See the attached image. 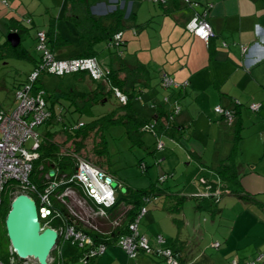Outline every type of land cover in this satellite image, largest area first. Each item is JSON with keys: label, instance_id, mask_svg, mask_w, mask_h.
Wrapping results in <instances>:
<instances>
[{"label": "trees", "instance_id": "1", "mask_svg": "<svg viewBox=\"0 0 264 264\" xmlns=\"http://www.w3.org/2000/svg\"><path fill=\"white\" fill-rule=\"evenodd\" d=\"M153 1L157 5L161 6V8H163L162 10L165 12L169 11V8H167L166 5L168 0ZM179 1L184 3L186 7H188L193 13L192 17L185 24V29L193 35L199 37L195 32L188 28V23L195 16H200V18H204L209 22V16L213 8V3H202L194 0ZM0 3L5 7L12 8V3L10 0H0ZM65 3V9L63 8V5L61 6V10H63L62 13H60L61 15L51 16L46 28L37 29L36 47L38 49V33L40 31H45V41L47 48H49L50 51H53L56 57L64 58L61 56V53H59L58 50L62 47L65 48L69 45H72L73 41L60 31L58 25L62 22L61 20L71 22L77 30L78 43L85 41L86 46L78 49V52L75 55L69 56L67 58L94 57L97 59L99 66L105 72L103 77L100 79H94L86 70L75 72L77 79L90 78L91 81L96 83L95 88L89 91H80L71 88L68 91L53 94H49L44 89L42 77L45 74L52 73H49L46 68H41V52L39 59H34L31 56L29 50L23 45V39L30 29V27H28L25 23H34L33 18L30 16H10L8 23L10 32H18L20 34L21 41L17 46H13L7 38L6 41L0 45V58L14 56L18 59L29 60L35 63V69L28 75L26 82L20 83L16 87V90L19 86L22 87L23 85L32 83L33 92H44L48 109L51 111V116L42 124L46 126V130L42 137H40L39 134L40 144L37 148V151L40 155L34 161V168L31 175V181L37 185L38 188L35 191L26 189L22 190L28 192V194H30L36 200L38 209L40 211L41 204H43L40 194L45 192V189L48 188L51 183L56 182V184H58L48 194L51 208L47 217H42V215H40V221L42 225L52 226L62 232L68 224L75 223L78 229H83L86 233L92 236L95 244L103 242L109 247L110 245L114 244L118 245L117 241L119 236L129 232V226L131 222L140 216L143 208H146L147 213V205L159 199L162 200L161 206L164 209L167 208L168 211L174 215L173 220L180 230L184 225V220L178 218L175 215H178L183 211L185 202L189 199L195 201L196 207L199 210L207 211L214 215L216 212L215 206H217L215 204L220 202L222 199L220 198L222 196L221 192L223 193V190H226H222V184L217 181L205 180L204 184L207 187L208 194L203 195L182 192L179 193L169 190L164 191V189L161 188L157 182L145 188H135L127 185L124 186V184L119 182V180H117L112 175L118 182V185L115 188L116 198L113 204L106 205L105 203H100L96 199L90 197L80 182L74 179L71 180V176L76 173L80 159H85L93 163L94 165L105 170L108 175H111L108 159L109 150L105 135L107 129H109L111 126H122L124 128L125 134L131 140V143L133 145L139 146L143 145V137L147 132L154 135L157 146L161 141L164 142L163 139L165 137L170 138L172 141H176L178 143L185 137L186 133L193 126L192 123L180 124L175 121L176 116L182 111L181 99L186 94V90L190 84V81L187 79L182 82H178L166 70L161 71L160 74L162 78L161 83L159 84L160 87L165 89L166 93L162 98H158V95H154V97L151 96L150 99H148L150 107L152 110H155V112L147 116L141 113L134 105L136 100H144L143 94L147 89L153 88L154 75L151 68L140 59L136 58L134 61L129 62L125 58L124 51L128 45V38L125 36V31L128 28L127 20L128 18L134 20L137 30L141 31L150 25L152 18L144 23H137L135 14L133 13L128 17L126 8L121 7H117L116 10L109 12L108 14L96 16L92 12L91 2L89 0H65ZM179 3L180 2H178V0L174 1V6L178 7L176 9H180ZM64 32L65 34L69 33L65 29ZM119 33H121V42L117 44L115 39ZM214 37L215 32L208 43L199 37L207 43L210 49L209 57H214L217 51ZM101 43L108 44V49L110 50V60L109 64H105L106 66H103L98 58L101 54V50L98 49V45ZM224 45H226V43H224ZM241 47L243 51V47L247 46L242 45ZM112 49H115L116 51L113 52ZM113 53L116 54L115 58L113 57ZM35 71H39V74L36 79L31 82L30 76ZM107 71L109 72L107 73ZM165 76H168L170 79H172L171 84L166 85L164 83ZM107 87H109V89ZM118 92H120L122 96L126 97V101L121 99V96L118 95ZM99 95H101L100 99ZM113 95L117 98L118 103L103 115H100L88 122L74 118V113L77 111L81 112L82 107L89 101L105 102L110 96ZM63 99L69 101L68 105H64L61 102ZM59 103L61 106L58 107V109L57 106ZM4 107L7 109L5 105ZM239 107H241V104L238 102V106L234 109L228 107L224 108L232 110L234 112V117H236V115L240 113ZM215 112L217 111L215 110ZM217 113L221 114L219 112ZM221 117H224L228 122H230L223 114H221ZM80 122H83V125L79 126ZM55 126H60V128L54 129L53 127ZM236 128L235 142L231 154L222 160V162L217 167H214L213 170L217 173L221 182H229L235 187H239L240 173L236 162V154L239 141L242 139L241 133L243 130V123L240 121ZM90 136L94 138L96 143V146L93 150L96 155V158H93L94 160L91 158V156L85 153L88 147L87 139ZM164 147L165 142L164 146L161 148ZM139 165L144 171L148 170L149 166L146 162L141 160ZM51 171H53L54 174L48 177L47 174ZM167 175L168 173L162 175L159 178V181H165L168 178ZM69 186L75 188L77 192L80 193L81 197L86 202H88L93 207V210L97 211V213L103 210L108 215L109 221L111 222V226L108 227V229H101L99 227L96 229L94 225L87 227L85 226L83 220L70 212L67 203H65V201L59 197V195ZM17 190L21 191V187L16 186L15 183H11L6 187V190L2 195V203L0 205V256L5 264H30L24 262L25 260L20 259L17 254L12 251L11 243L8 238L5 226V218L11 208V202L15 197V194L18 192ZM68 199L70 200V198ZM120 207L127 209L123 212V210H120ZM114 221H118V224L113 226L112 222ZM157 237L158 236L155 238L156 243ZM61 239L62 235L60 237V241ZM180 241V236H177L175 239H173V241H171L169 245L162 243L160 244V247L171 248L180 259L181 257L179 252L181 247L178 244ZM157 245L153 246L156 247ZM83 253V251H80L79 254H81V257ZM52 256L54 259L49 262V264H63L61 263V257L56 254V249L53 251ZM152 256L158 257L159 255L156 254ZM64 257V264H70L69 261L71 258L66 256ZM98 257H90L86 264H97ZM162 258L164 259V257ZM261 260L262 258L259 261ZM257 262L258 261L256 260L254 264ZM36 264L39 263L37 262ZM181 264H183L182 261Z\"/></svg>", "mask_w": 264, "mask_h": 264}, {"label": "rangeland", "instance_id": "2", "mask_svg": "<svg viewBox=\"0 0 264 264\" xmlns=\"http://www.w3.org/2000/svg\"><path fill=\"white\" fill-rule=\"evenodd\" d=\"M10 1L12 3V8L5 7L0 3V45H2L6 41L10 33V28L8 25L9 16H11L12 14L19 17L30 16L33 18L34 23H25L28 27H30V29L23 39V45L29 50L31 56L34 59H39L40 51L36 47L37 29L46 28L50 17L57 16L59 15V13H61V6L63 3V8H66L65 0ZM148 3H150L152 9H154L153 14H155L156 10H158V13L155 14L154 17H152L150 25L146 28L143 34L144 36L142 42L138 41V36L133 35V31L135 30L136 25L127 28L126 36L129 37V35H133V40L128 43L126 50L124 51L125 58L129 62L134 61L140 56L141 59H144V57L142 56L143 53H147V58H150V50H143L141 54L139 53V57L133 54V50H135L136 48H140L141 45L147 47V44L152 42V44H149V47H153L152 55L154 57V59L150 61L151 70L154 75L153 88L147 89L145 91V93L143 94V101L136 100L134 103L135 107L141 113L147 116L155 112V110H152V108L150 107L148 100L152 96V91L154 89H158V98H162L166 93L165 89L160 87L159 85L162 78L161 74H159L161 72L160 69H162L163 66H165L164 68L167 70L172 68V65L177 62L179 56L182 55L185 51L187 52L189 47L187 40L185 38H182V33L185 32L181 30L182 33H178L177 29L175 28V24L177 22L174 16L172 14H165L164 12H162V9H160L157 4L156 6H154L153 3ZM149 18H151V15H149L148 9L146 8L141 10L140 18L136 20L144 23L148 21ZM61 21L62 26H60V28L65 29L69 32L66 33L68 38L73 39V35L78 38L77 30L74 25L68 21ZM127 23L129 25L132 24V19L128 18ZM77 43L78 42H73L71 51L77 49ZM105 48L106 43H101L100 45H98V49L101 50V54L98 58L103 66L109 64L108 55L110 54V50ZM112 50L113 52L116 51L115 49ZM115 56L116 54L113 53L114 58ZM146 60L148 61L149 59ZM34 69L35 63L29 60L18 59L14 56L0 58V98L3 104L6 105L7 109H14L16 107V87L20 83L26 82L28 75ZM42 84L44 89L49 94L65 92L71 88L80 91H89L96 87V83L91 81L90 78L77 79L75 73L73 72L67 73L63 77L53 74H45L42 77ZM107 88L109 89V87ZM210 89H213L211 90V97L208 99L200 98V101L198 103L200 104V106L206 108L209 111L208 116L210 118H208V122H210L212 126L207 124L205 125L204 122L201 121V124L199 123L200 133L197 132V138L207 144L206 158L209 161H204V164H207V166H211L210 168H214L222 162V159L220 160L219 156H223L225 145L228 144V149L229 144L233 143L234 146L236 127L235 125H229L227 123L228 121L224 117L223 118L225 120L221 119V114H218L214 110L217 103H219L223 107H226L227 105L225 103H228L229 100L232 101V99L221 96V93L216 89L215 86L213 88L211 87ZM213 92L217 94H213ZM100 97L101 95H99V99ZM61 102L64 105H68L69 103V101L64 99ZM117 103L118 100L114 95L110 96L109 99L105 102L89 101L82 107L81 112L77 111L74 113V118L83 120L85 122L91 121L94 118L108 112V110L113 108ZM60 106L61 105L59 103L57 108ZM210 112L212 113L210 114ZM216 115L218 117H216ZM253 115L255 114L253 113ZM53 128L58 129L60 128V126H55ZM35 130L40 134V137H42L46 130V126H38L35 128ZM190 132H192V129ZM105 135L109 150L108 159L111 171L110 174L113 175L117 180H119V182L124 184V186L127 185L135 188H145L157 182L160 187L164 189V191H167L170 188L179 193L193 192L191 194H196V192L198 191L191 190H196V188H199V186L201 187L200 181L202 180L204 175L209 177V179H217V173H213L209 167H207L208 171H203L201 169V165L188 160L184 149L181 148L177 150L176 145L178 143L176 141H172L170 138L165 137L163 139V141L165 142V147L158 148L154 135L147 132L143 137L144 143L142 146L133 145L131 143V140L125 134L124 128L119 125L111 126L109 129H107ZM35 142L36 140L34 139V137H30L26 141L25 146L27 148H33ZM87 146V150L85 153L91 156L92 159L96 158V155L93 152L96 143L92 136L87 139ZM173 150H175V152H173ZM237 151H239V146ZM141 160L147 163V165L149 166L148 170L144 171L140 167L139 163ZM236 162H238L239 165L241 164L240 157L239 161H237V155ZM165 173H168V178L165 181L160 182L159 178ZM220 198L222 199L220 200L221 203H219V207L222 210H225L226 213L222 215L218 213L215 216L207 211L193 210V207L187 208L190 205H194L195 201L192 199H189L185 202L186 210L184 208L183 212L175 216L184 220V214L186 213L188 215V219L191 220L193 224H197L199 222L202 223L200 229L193 228V231L190 230V237H188L187 233V221H184V225L180 230V228L175 224L173 220L174 215H172V213L169 212L167 208L164 209L161 206V199L155 202H151L147 205L148 212L142 216L141 222L139 224V231L141 234L147 235L153 245L155 243L156 236L163 235L166 238L167 242V239L169 241H173V239H175L177 236H180V234H185L184 237L187 238V243L190 244L192 248H196L201 245L202 249L208 254V256H213V258H215L216 260H220V262L216 264L226 263V261H224V259L222 258L223 252L228 255V258L230 259L233 256H238L240 258V263H243L242 260L244 258L243 255H240V253L245 255L246 252L244 253V250L248 247L245 249H243L242 247L246 245L248 238L245 239L246 237H243L242 239H239L235 237L236 235H238L237 230L240 228L239 226L236 227V216L239 215L240 217H245L244 214L241 213L243 209H241V204L240 206H237L236 202L238 201V197L235 195H225L224 193ZM110 200L111 199H109V201ZM70 202L74 205V210L78 213L79 217L87 220V222H85L87 227L94 225L101 229H108V227L111 226V222L109 221L108 216L104 218L101 213H97L96 210H93V207L81 197L80 193L71 194ZM227 203L229 204V207H225V204ZM126 209L127 208L120 207V210H123V212L126 211ZM195 211L197 214L196 217L194 216ZM225 229L226 233H224ZM249 229L251 231L253 230L252 228ZM247 234L245 236H247ZM254 239L255 237H252V240ZM215 240H218L222 243L221 248L217 249L211 247V242ZM241 240H243L244 242H241ZM226 241L230 242L233 251L228 248ZM63 243L65 253L64 255L71 258L69 263L83 264L80 258L81 254H79L80 251H83V248L78 246L77 244H74L72 240L65 239ZM232 246L240 248L235 249ZM257 255H259V253L252 256L250 254H246V256L249 257L245 258V261L249 263L252 260H257ZM103 256H111L113 261H109L106 259L100 264H165L164 262H159V259L156 256H151L144 252H140L138 257L131 259L125 252V250L116 244L110 245L105 254L101 257H98L97 260L102 258ZM139 257H142V261L145 260L144 257H146L150 262L143 263L141 261L142 263H140ZM202 261L204 262V260ZM26 262L30 264H36V260L34 258H28ZM263 263L264 260L257 262V264Z\"/></svg>", "mask_w": 264, "mask_h": 264}, {"label": "crops", "instance_id": "3", "mask_svg": "<svg viewBox=\"0 0 264 264\" xmlns=\"http://www.w3.org/2000/svg\"><path fill=\"white\" fill-rule=\"evenodd\" d=\"M89 1L91 2L92 12L96 16L108 14L109 12L116 10L117 7L126 8L128 17L129 15H132L134 13L136 19L140 18L141 10L146 8L148 9L151 18L158 13V10H156L155 14H153L154 9H152V6L150 5V3H148L151 2L154 6H156V3L153 0ZM174 1L175 0H168L166 5L167 8H169V11L165 12L164 10H162V12H164L165 14L170 13L174 16L177 22L175 24V28L177 29L178 33H180L181 30L185 32H181L182 38H185L187 40L189 47L187 52L185 51L182 55L179 56L177 62L172 65V68L167 70L164 68L165 66H163L160 71H168L178 82H182L187 79L190 81V84L186 90V94L181 99L183 109L176 116L175 121L180 124L192 123L193 126L191 128L192 132H190V129L186 133L185 137L180 142H178L177 145H175L177 146V150L181 148L184 149L188 160H190L191 162H195L198 165H201V169L203 171H208L207 167L210 168L211 166H207V164H204V161H209L206 158L207 144L197 138V132L200 133L199 123L201 124V121L204 122L205 125L207 124L212 126V124L208 122V118H210L208 116L209 111L206 108L200 106L198 102L200 101V98H210L212 93L211 90H213L210 88H213L215 86L216 89L221 93V96L232 99V101L229 100L228 103H225L227 105L226 107L234 109L238 106V102L241 104V107H239L240 113L236 115V117H234V120L232 122H227L231 126L235 125V127H237L240 121L241 123H243V130L241 133L242 139L239 141V151H237L236 154L237 161H239V157L241 161L240 165L237 162V166L240 173L239 187H235L229 182H221L218 175H216L217 179H209V177L204 175V177L200 181L201 187L199 186V188H196V190L194 189L191 191H198L196 192V194H205L207 192V187L204 184L205 180H210L219 182L220 184H222L221 189L227 190H223V193L221 192L222 195L225 193V195H235L238 197V201L236 202V204L237 206H240L241 204V209H243L241 213L244 214L245 217H240L239 215L236 216V227L239 226L240 228L237 230L238 235H236L235 237L239 239H242L243 237H246L245 239L248 238L246 245L242 247L243 249L247 247L248 248L244 250V253L246 252L245 255L240 253V255H243L244 258L242 260L243 263H240V258L238 256H233L230 259L228 258L229 256L223 252L222 258L224 259V261H226V263L224 264H231L233 260H237L239 264H252L251 262L254 260L250 261L249 263L245 261V258L249 257L246 256V254H250L252 256L258 253L259 255H257V257L262 256L261 261H263L264 0H194L202 3H213V8L209 16V22L212 26L213 31L215 32L214 38L217 51L214 57H209L210 49L204 40L193 35L185 29V24L193 15L192 11L179 0L178 2H180V9H176L178 7L174 6ZM158 7L160 9H163L159 5ZM62 11L63 10H61V13ZM59 15L61 14L59 13ZM11 16L16 15L12 14ZM132 22L133 23L130 25L127 23V26H135V21L132 20ZM137 23H141V21L139 22V20H137ZM58 26L60 28V26H62V22ZM145 30L146 29L138 31L137 28H135V30L133 31V35L138 36L139 42H142ZM60 31L66 37H68L67 34H65L64 29L60 28ZM126 32L127 30L125 31V36ZM133 35H129V37H127L128 43L133 40ZM73 37L74 40L72 38H70V40H72L73 42H78V38H76L74 35ZM224 43H226V45H224ZM149 44H152V42H150ZM149 44H147V47L141 45L140 48H136L135 50H133V54L138 56L139 53L141 54L143 50H150V58H147V53H143L142 56L144 57V59H141V56H138V59L146 63L151 68L150 61H152L154 57L152 55L153 47H149ZM72 45H69L65 48L62 47L58 50L59 53H61L62 57L67 58L69 56L75 55L78 52V49H81L86 46V43L85 41H81L80 43H78L77 49L71 51ZM242 45L249 47L248 52L244 53L242 51ZM105 49H108V44H106ZM146 59L149 60L147 61ZM213 94L217 93L213 92ZM154 95H159L157 89H154L152 91V96L154 97ZM252 103H261V108L259 110L253 111L252 109H250L249 106V104L251 105ZM216 105L220 104L217 103ZM211 113L212 112H210V114ZM253 113L255 115H253ZM216 117L218 116L216 115ZM220 118L225 120L223 117ZM236 130L237 128L235 129V131ZM232 150L233 143L229 144V149L228 144L225 145V151H223V156H219V159L224 160L225 158H227L231 154ZM173 152H175V150H173ZM210 169L213 173L215 172L213 168ZM202 184H204L205 187ZM169 191L174 190L169 188ZM182 193L191 194L193 192ZM219 203L215 204L217 206H215L216 212L213 216L218 213H220V215L226 213L225 210H222L219 207ZM192 207L194 208L193 210L201 211L196 207L195 203L193 206L190 205L187 208ZM225 207H229V204H225ZM184 208L186 210V207ZM196 211L194 214L195 217L197 215ZM184 215V221H187L188 226V237H190V230L193 231V228L200 229L202 223L199 222L197 224H193L191 220L188 219V215L186 213ZM249 228H252L253 230L251 231ZM224 233H226V229ZM246 234L247 236H245ZM184 235L185 234H180L181 241L178 243L181 247L179 255L183 264H207L208 262V264H216L220 262V260H216L215 258H213V256H208V254L202 249L201 245L196 248H192V246L187 243V238H185ZM252 237H255V239L252 240ZM64 240V238L61 239L56 249V254L62 256V258L66 256L64 255L65 253L63 248ZM242 241L243 240H241V242ZM216 242L220 243L218 247L214 246V243ZM226 242L228 248L233 251L230 242ZM170 243L171 241L167 239L165 245H169ZM154 245H157V243L155 242ZM211 247L217 249L221 248L222 243L218 240H215L211 242ZM234 248L238 249L240 247ZM157 258L159 259V262H164L165 264H167L165 259H163L162 257L158 256ZM106 259L109 261H113L111 256H103L102 258L98 259L97 264H100ZM144 259L145 260L142 261V257H139L140 263L150 262L146 257H144ZM202 260H204V262Z\"/></svg>", "mask_w": 264, "mask_h": 264}, {"label": "built area", "instance_id": "4", "mask_svg": "<svg viewBox=\"0 0 264 264\" xmlns=\"http://www.w3.org/2000/svg\"><path fill=\"white\" fill-rule=\"evenodd\" d=\"M188 28L195 32L199 37L204 39L207 43L214 35V31L210 23L200 16H195L189 23ZM39 42L38 50L41 52L42 65L41 68H46L49 73L63 76L67 73H75L78 71H88L94 79H100L105 73L99 66V63L94 57H74V58H58L53 51H50L46 45V32L40 31L38 33ZM116 43L121 42V33L117 34ZM248 51L247 47H243V52ZM109 71H107L108 73ZM39 71H35L31 74L30 80L33 82L38 76ZM164 83L169 85L172 83V79L165 76ZM32 83H28L19 86L16 90V102L17 105L12 110L5 109L0 100V205L2 203V195L6 190V187L11 183H15L16 186L21 187L22 190H37V185L31 181V175L34 168V161L39 157L37 148L40 144L39 133L35 130L36 127L42 125L50 116L51 111L48 109L47 101L44 96V92H33ZM123 101H126V97L122 96ZM260 103H252L251 108L253 110H259ZM215 110L223 114L230 122L234 119V112L230 109H226L221 105H217ZM83 125V122L79 123V126ZM34 137L36 140L33 148H27L25 146L28 138ZM164 146V142H160L158 147ZM54 174L53 171L47 174L48 177ZM108 174L102 168L94 165L93 163L80 159L76 173L71 176V180H76L82 184L87 194L96 199L100 203L111 205L116 198V191L107 181ZM112 178V177H111ZM56 182L50 184L45 192L41 193V201L43 204V213L46 209H50L49 193L57 186ZM78 193L75 188L69 186L62 192L59 197L67 203L70 212L78 216V213L74 210L73 204L68 198L71 194ZM205 194H208L207 192ZM203 194V195H205ZM109 199H111L109 201ZM69 201V202H68ZM82 202V201H81ZM50 211V210H49ZM146 208H143L139 217L131 222L129 226V232L120 235L118 238V245L121 246L129 257L135 258L140 252L146 254L156 255L164 257L167 264H181L179 257L174 253L171 248H161L160 244L165 243L166 240L162 235L157 237L158 246L154 247L147 235L141 234L139 231V224L141 217L146 213ZM99 213L102 216L108 215L101 210ZM46 214V213H45ZM84 222H87L84 218L79 217ZM76 222V220H75ZM113 226L118 224V221L112 222ZM86 226V224H85ZM98 229L97 226H94ZM62 238L66 240H72L74 244L83 248V255L81 260L83 264L88 262L90 257H98L103 255L108 245L106 243L95 244L94 239L83 229H78L75 223L68 224L64 231L61 232ZM219 242L214 243L215 247L219 246ZM61 257V263L64 264V259ZM262 256H259L257 260H260ZM53 259L50 258L49 262ZM64 260V261H63ZM256 261H252L254 264ZM0 264H5L0 256ZM231 264H239L237 260H233Z\"/></svg>", "mask_w": 264, "mask_h": 264}, {"label": "water", "instance_id": "5", "mask_svg": "<svg viewBox=\"0 0 264 264\" xmlns=\"http://www.w3.org/2000/svg\"><path fill=\"white\" fill-rule=\"evenodd\" d=\"M8 40L17 46L21 41L20 34L10 32ZM107 181L113 188L118 185L117 180L111 177ZM45 211L50 213L49 210ZM39 218L36 200L27 193H20L11 202L5 226L11 246L19 258L32 257L39 264H48L52 251L57 247L60 231L49 225L43 226Z\"/></svg>", "mask_w": 264, "mask_h": 264}, {"label": "clouds", "instance_id": "6", "mask_svg": "<svg viewBox=\"0 0 264 264\" xmlns=\"http://www.w3.org/2000/svg\"><path fill=\"white\" fill-rule=\"evenodd\" d=\"M108 177H112V178L114 179V177H113L112 175H109ZM115 188H116V187H115ZM20 193H27V194H28V192H20V191H19V192H17V193L15 194V196L18 195V194H20ZM29 195H30V194H29ZM13 199H14V198H13ZM42 208H43V207L41 206V207H40V211H39V209H38V211H39V213H40V214H39V217H40V215L43 214V209H42ZM46 210H48V209H46ZM49 210H50V209H49ZM45 213H46V211H45ZM48 214H49V213H46V214H45L44 216H42V217H47ZM39 219H40V218H39ZM84 223H85V222H84ZM44 226H47V225H44ZM60 237H61V232H60ZM59 243H60V238H59L58 244H59ZM58 244H57V246H58ZM11 248H12V246H11ZM55 249H57V247H56ZM55 249H54V250H55ZM54 250H53V251H54ZM12 251L15 252V250H14L13 248H12ZM53 251H52V255H53ZM15 253H16V252H15ZM17 256H18V255H17ZM52 257H53V256H51L50 258H52ZM30 258H32V257H30ZM20 259H22V258H20ZM23 260H25L24 262H26L27 259H23ZM49 260H50V259H49ZM26 263H27V262H26ZM36 263H37V260H36ZM48 264H49V262H48Z\"/></svg>", "mask_w": 264, "mask_h": 264}]
</instances>
